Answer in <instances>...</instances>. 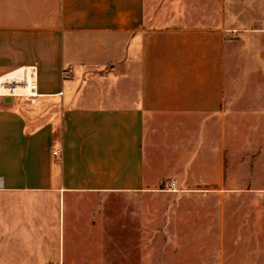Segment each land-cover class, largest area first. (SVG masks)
<instances>
[{
	"label": "crops",
	"instance_id": "0c3cea01",
	"mask_svg": "<svg viewBox=\"0 0 264 264\" xmlns=\"http://www.w3.org/2000/svg\"><path fill=\"white\" fill-rule=\"evenodd\" d=\"M0 180V264H117L111 195L175 264H264V0H0Z\"/></svg>",
	"mask_w": 264,
	"mask_h": 264
},
{
	"label": "rangeland",
	"instance_id": "374dc122",
	"mask_svg": "<svg viewBox=\"0 0 264 264\" xmlns=\"http://www.w3.org/2000/svg\"><path fill=\"white\" fill-rule=\"evenodd\" d=\"M258 90L257 94H260L261 90L259 92ZM261 110H263L262 107ZM79 201L97 209L96 218L100 221L103 230L108 233V236H104L108 239H117V247L106 248L112 253V262L116 261L117 264H175L173 246L161 243L164 239L172 237V234L159 224L151 226L146 232L144 238L149 246H143V233L145 232L140 222L133 221L132 217L138 205L137 200L111 195L103 198L86 197ZM183 232H185L183 235L188 234L187 230ZM185 249L188 251V248L185 247ZM114 251H116V257L113 256Z\"/></svg>",
	"mask_w": 264,
	"mask_h": 264
},
{
	"label": "built area",
	"instance_id": "2783aa9c",
	"mask_svg": "<svg viewBox=\"0 0 264 264\" xmlns=\"http://www.w3.org/2000/svg\"><path fill=\"white\" fill-rule=\"evenodd\" d=\"M55 155H58V152H54ZM2 188V181L0 180V189Z\"/></svg>",
	"mask_w": 264,
	"mask_h": 264
},
{
	"label": "bare ground",
	"instance_id": "6f19581e",
	"mask_svg": "<svg viewBox=\"0 0 264 264\" xmlns=\"http://www.w3.org/2000/svg\"><path fill=\"white\" fill-rule=\"evenodd\" d=\"M33 89H34V86H33ZM29 92V91H28ZM32 91L30 90V92L29 93H31Z\"/></svg>",
	"mask_w": 264,
	"mask_h": 264
}]
</instances>
